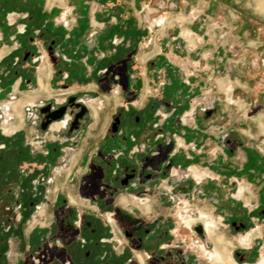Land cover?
Instances as JSON below:
<instances>
[{
    "label": "crops",
    "instance_id": "obj_1",
    "mask_svg": "<svg viewBox=\"0 0 264 264\" xmlns=\"http://www.w3.org/2000/svg\"><path fill=\"white\" fill-rule=\"evenodd\" d=\"M51 3L49 0H0V51L6 50L0 58V97L3 95L5 98H0V110L3 112L8 97L22 93L23 80H16L11 85L9 79L2 76V71L11 64L8 63L9 57L11 60L24 48L35 50L39 57L35 62L41 61L32 74L33 86L28 93L38 91L40 77L50 89V94L38 98L35 104L41 100L42 105L51 103L59 107L69 97H77L87 110L81 130L70 139L65 136L67 125L59 131H51L50 128L44 131L36 112L33 119L35 127L27 128L29 121L26 116V123L14 132L24 136L30 149L41 152L44 147L57 146L72 153L68 176L63 180L57 170L55 175H51L53 189L46 194L42 209L45 213L41 217L45 219L46 227L54 220L51 207L60 194L67 195L79 211L96 214L99 200L95 196H82L80 183L89 174L94 179L99 178L100 169L94 163V156L117 109L127 105L133 112H138L145 106L154 96L155 73L169 62L178 85L194 93L181 118V127L188 140L183 139L178 148H182L188 159L187 174L182 179L151 183L147 187L150 196L144 200L136 201L126 196L116 202L129 213L148 221L163 216L169 245L189 252L200 263L220 264L214 263L212 255L216 245L204 228L205 219H209L217 225L214 236L225 235L234 243L231 250L233 259L234 253L239 251L245 256L243 264H260L264 254V216H259L258 210L264 206V179H258L250 170V156L255 154L250 148L243 146L238 153L229 154L223 143V133L236 117L228 108L219 109L218 102L222 98L232 104V98L219 90L220 82L228 84L225 77L218 74L223 70L219 65V48L208 47L204 36L196 46L195 41L192 45L189 41L191 36L184 35L186 25L170 20L172 14L167 6L170 0H51ZM118 21H126L127 27L115 26ZM168 22L169 25L165 26ZM44 29V39L56 41L50 53L44 42L40 46L37 41L33 44L27 42L29 39L37 40L36 31ZM119 29L126 31L118 34ZM178 39L183 46H171ZM130 42L134 48L126 54ZM149 46L151 51L147 52ZM43 65L44 74L41 71ZM108 68L119 73L115 80L111 77L113 72L105 76ZM23 77L25 82H29L25 79L26 74ZM249 98H253L252 95ZM238 100L240 102L241 98ZM91 104L96 106L98 116H94ZM206 111H211L212 117L205 116ZM237 112L239 120L237 125H233V132L239 134L238 127L253 118H250L251 112L247 107L239 108ZM12 122H17V119ZM0 134L5 135L3 122ZM193 168L206 175L197 180ZM144 205H149V209ZM16 219L12 230L17 228L20 216ZM5 220L6 216L0 214V238L4 233ZM190 221H194L191 227L188 226ZM233 222L244 223L245 228L236 231ZM36 226L25 228L23 236H10L7 264L25 261L29 237L34 235ZM195 226L204 229L203 236L210 244L209 249L192 232ZM252 233L257 235L247 247L242 246L241 240ZM33 241L35 243L36 240ZM135 254L145 260L144 252Z\"/></svg>",
    "mask_w": 264,
    "mask_h": 264
},
{
    "label": "flooded vegetation",
    "instance_id": "obj_2",
    "mask_svg": "<svg viewBox=\"0 0 264 264\" xmlns=\"http://www.w3.org/2000/svg\"><path fill=\"white\" fill-rule=\"evenodd\" d=\"M51 42L56 43L55 40ZM178 45L180 48L183 46L180 42ZM163 65L153 77L154 96L140 109L139 114L134 116L127 105L114 114L108 133L94 156V163L100 169L99 178L94 179L89 174L80 183L82 196H95L99 200L96 214L79 211L67 195H58L51 207L53 222L44 229H34L25 251L26 259L21 264H207L200 263L189 252L169 245L163 216L148 221L129 213L116 202L126 196L144 200L150 196L147 187L151 183L156 180L182 179L187 174L188 159L183 155L182 148H178L183 144V139L186 142L188 140L181 127V118L194 93L178 85L172 66ZM41 71L44 74L45 65ZM41 83L46 90L41 89ZM47 94H50V89L40 77L38 91L25 93L22 99L10 103L8 106L14 113L4 117L5 135L0 134V214L6 216V220L0 238V264H7L6 251L10 236H23L26 224L45 199V186L51 182L48 180L52 161L50 154L59 148L48 146L46 155L42 153L33 160L28 150L16 143L18 137L13 136L14 132L26 123L27 112L31 119H35L31 111L35 109L38 123L44 131L49 128L59 131L67 125L65 136L70 139L81 130L82 120L87 114L85 106L77 97H69L59 107L46 103L36 108L35 101ZM90 107L94 116H98L96 106L91 104ZM61 109L65 110L63 117L52 120L51 114ZM13 116L17 119L15 123L12 122ZM205 116L212 117V112L206 111ZM50 120L51 123L45 128ZM64 153L68 159L64 166L69 167L72 153ZM192 171L197 180L206 175L197 168ZM144 206L149 209V205ZM44 213L41 210L39 215ZM260 213H263V209L258 210ZM18 215L19 224L12 230V223ZM193 223L188 222V226L191 227ZM204 225L216 245L215 254L212 255L214 263L238 264L231 256L234 243L225 235L214 236L217 227L214 221L205 219ZM233 227L240 231L245 228V224L233 222ZM192 232L207 249L210 248L204 239L202 227L195 226ZM256 235L249 234L241 240V245L247 247ZM33 240H36L35 243ZM222 246L227 247L226 252ZM135 252H144L145 260L142 261ZM34 258L39 259V263H35ZM234 258L242 264L245 260L244 254L239 251L234 253ZM260 264H264V254Z\"/></svg>",
    "mask_w": 264,
    "mask_h": 264
},
{
    "label": "rangeland",
    "instance_id": "obj_3",
    "mask_svg": "<svg viewBox=\"0 0 264 264\" xmlns=\"http://www.w3.org/2000/svg\"><path fill=\"white\" fill-rule=\"evenodd\" d=\"M49 3L52 5L51 0H49ZM168 4L167 6L170 9L168 12L172 14L170 20L173 23L177 22L179 25H186L184 35L186 33L191 36L189 37L190 43L194 44L195 41L194 46H196L200 37L204 36L206 37L205 41L208 43V47L219 48V65L222 66L223 70L218 74L225 77V82L228 83L223 84L220 82L219 90L227 93L230 99L232 98V104L227 102L225 98L219 100V109L222 108L224 110L228 108L232 112V115L236 117L227 126L226 132L223 133V143L228 148L229 154L238 153L239 149L243 146L248 149L250 148L255 153L254 155L251 153L250 156V159H252L250 170L258 179H264V14L258 10L257 0H170ZM125 22L118 21L115 26L122 25V27H127ZM166 24L169 25V22L165 23V26ZM129 27L132 28V23H130ZM122 31L124 33L126 30L119 29L117 33L121 34ZM45 32L46 29L41 32L40 30L36 31L38 39H29L27 42L33 44L37 41V45L39 46L41 42H44L43 45L50 53L53 51L52 49L55 47V44L50 39L48 41L44 39ZM128 37L130 38V34ZM178 42L182 43L178 39L171 46L180 48ZM149 47L146 50L147 52L151 51V46ZM133 48V42H130V46L125 53H131ZM38 58L36 51H31L28 48L22 49L11 60L9 57L8 63L10 64L11 62V64L5 71H2V76L9 79L11 85H14L16 80L21 79L23 80V86L20 88V92L22 93L18 94L17 97L12 95L4 102L5 108L3 112L0 110V117H2L0 118V125L4 122L6 114L10 113L13 115L14 113L11 106L8 105L19 101L33 86L31 83L32 74L41 65L40 59L39 62H35ZM166 64L172 66L169 62ZM111 72L113 71L108 68L104 72L106 73L105 76L107 77V74L110 75ZM23 74H26L25 79L29 81L28 84L24 81ZM117 76H119V73L113 72L111 77L115 80ZM231 90H234L233 94H231ZM250 94L253 98H249L248 100V97L251 96ZM59 95L61 93H58ZM238 98H241L240 102ZM1 99L5 100L4 97ZM243 100L247 101L243 102ZM42 104L43 102L40 100L35 106H41ZM244 107L249 109V112H251L250 118H253V120H247L245 123L242 121L244 124L238 127V131H241L238 134L235 131L233 132V127H235L233 125H237V121L239 120L237 118L239 115L237 110L239 108L244 109ZM120 109L118 108L117 111ZM31 111L33 115L36 114L35 109ZM139 111L134 112V116L139 114ZM113 118L114 116L112 120ZM14 119L15 116H13L12 121ZM27 119L29 121L27 128L35 127L36 121L30 118V113L28 112ZM102 120L104 121V119ZM243 130H245V133ZM249 131L251 134H248ZM13 136H16V138L20 137V139L17 138L16 143L28 150L33 160H36L42 153L46 155L48 152L46 147L41 152L30 149L26 145L24 136L20 135V133L17 135L13 134ZM64 152L63 149L57 148L56 151L54 150L50 154L52 161L48 169L49 181H51V175H55V170L59 173L61 172L64 177H62L63 180L68 176V169L70 167L64 166L65 161L68 160ZM45 188L47 194L49 189H53V186L49 183L46 184ZM44 204L45 201L43 200L37 212L26 224V229L35 224L37 225L36 229L39 230L46 227L45 219H41L42 216L39 215L40 211L44 208ZM260 209H263V213L258 215L264 216V206ZM233 229L235 230V228ZM235 261L238 264H242L237 259Z\"/></svg>",
    "mask_w": 264,
    "mask_h": 264
},
{
    "label": "bare ground",
    "instance_id": "obj_4",
    "mask_svg": "<svg viewBox=\"0 0 264 264\" xmlns=\"http://www.w3.org/2000/svg\"><path fill=\"white\" fill-rule=\"evenodd\" d=\"M257 8H258V10H260L263 14H264V0H257ZM185 19V18H184ZM5 54V51L4 50H1L0 51V57H2L3 55ZM45 85L43 84V83H41V89H44V90H46L45 88ZM219 240V239H218ZM223 247V246H222ZM221 247V248H222ZM223 249H224V251L226 252L227 251V247H223ZM222 250V249H221ZM221 252H223V250L221 251ZM222 254H224V253H222ZM225 254H227V253H225Z\"/></svg>",
    "mask_w": 264,
    "mask_h": 264
},
{
    "label": "water",
    "instance_id": "obj_5",
    "mask_svg": "<svg viewBox=\"0 0 264 264\" xmlns=\"http://www.w3.org/2000/svg\"><path fill=\"white\" fill-rule=\"evenodd\" d=\"M64 112H65L64 109L54 112L53 114H51L52 120L61 119L64 115ZM50 123H51V120L48 121L44 127L46 128Z\"/></svg>",
    "mask_w": 264,
    "mask_h": 264
},
{
    "label": "built area",
    "instance_id": "obj_6",
    "mask_svg": "<svg viewBox=\"0 0 264 264\" xmlns=\"http://www.w3.org/2000/svg\"><path fill=\"white\" fill-rule=\"evenodd\" d=\"M173 170H175V169H172V171H173ZM34 262H35V263H39V259L34 258Z\"/></svg>",
    "mask_w": 264,
    "mask_h": 264
}]
</instances>
